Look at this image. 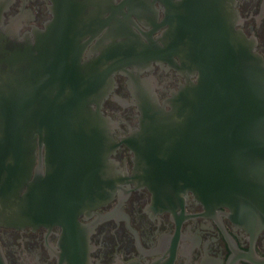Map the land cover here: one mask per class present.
Returning a JSON list of instances; mask_svg holds the SVG:
<instances>
[{
    "label": "water",
    "instance_id": "1",
    "mask_svg": "<svg viewBox=\"0 0 264 264\" xmlns=\"http://www.w3.org/2000/svg\"><path fill=\"white\" fill-rule=\"evenodd\" d=\"M186 4L183 11L174 6L164 33L174 49L181 47L179 71L186 80L162 103L151 77L139 81L136 64L146 52L157 59L159 51L125 46L121 69L140 127L122 140L134 153L132 171L122 173L126 181L149 187L158 206L172 208L191 192L204 203L227 206L237 225L256 233L264 228V57L256 37L237 26L235 0ZM27 56L37 57L23 49L10 54ZM66 73L46 80L44 94L38 77L30 80L28 95L25 79H0L2 225L66 227L78 207L96 200L87 197V167L108 162L109 173H119L109 157L114 140L103 128L108 118L101 105L109 89L98 92L96 76L76 80Z\"/></svg>",
    "mask_w": 264,
    "mask_h": 264
},
{
    "label": "flooded vegetation",
    "instance_id": "2",
    "mask_svg": "<svg viewBox=\"0 0 264 264\" xmlns=\"http://www.w3.org/2000/svg\"><path fill=\"white\" fill-rule=\"evenodd\" d=\"M175 5L176 11L187 7L186 0H0V79H25L28 95L32 78L38 77L44 94L46 80L56 82L67 71L76 80L96 76L97 91L109 89L101 105L108 118L103 128L114 140L109 157L119 172L109 173L108 162L86 166L92 173L87 197L96 200L78 207L66 227L0 224V264H262L264 228L246 230L227 206L204 203L191 192L172 208L158 206L149 187L122 173L130 174L134 155L122 140L140 127L121 69L125 46L159 51L157 59L149 60L147 52L137 58V77L152 78L159 102L170 97L186 80L179 71L181 47L174 49L172 36L170 44L164 39ZM234 7L237 26L256 37L264 57V0H235ZM12 49L37 57L10 58ZM65 62L69 70L62 68Z\"/></svg>",
    "mask_w": 264,
    "mask_h": 264
}]
</instances>
